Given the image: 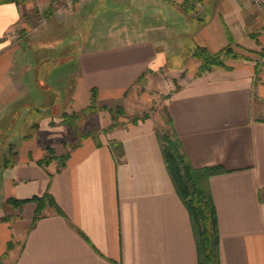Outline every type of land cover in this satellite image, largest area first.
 Instances as JSON below:
<instances>
[{
	"label": "crops",
	"instance_id": "1",
	"mask_svg": "<svg viewBox=\"0 0 264 264\" xmlns=\"http://www.w3.org/2000/svg\"><path fill=\"white\" fill-rule=\"evenodd\" d=\"M62 2H0L2 263L197 264L190 216L158 139L166 132L194 168L225 169L208 180L220 264H264V3L91 0L65 10ZM152 7L158 26L138 31ZM110 12L132 19L133 31L93 47L75 37L69 53L60 54L59 42L50 48L59 54L29 51L46 47L44 28L79 27ZM196 46L236 56L198 75ZM72 60L74 72L53 77ZM174 80L180 85L170 90ZM154 102L169 123L147 111ZM117 108L147 114L128 121L120 112L111 126ZM65 114L89 118L82 134L69 131ZM46 193L40 211L23 201Z\"/></svg>",
	"mask_w": 264,
	"mask_h": 264
},
{
	"label": "trees",
	"instance_id": "2",
	"mask_svg": "<svg viewBox=\"0 0 264 264\" xmlns=\"http://www.w3.org/2000/svg\"><path fill=\"white\" fill-rule=\"evenodd\" d=\"M1 1L5 0H0V2ZM260 54L264 55V49ZM192 56L200 60L198 71V75H200L213 68L226 67L225 60L230 56L236 55L229 47L216 53H211L203 46H196L192 51ZM94 105L95 98L93 94L90 108L93 109ZM116 112L119 114L121 111L117 108ZM144 117L145 116L142 118ZM167 118L166 122L169 123L170 118L168 115ZM75 119V114L64 116V122L70 128L73 127ZM114 125L115 122L111 124V126ZM158 139L166 168L172 179L175 190L187 208L190 216L196 243L197 264H220L218 221L216 208L208 186V180L213 175L225 172V169L221 166L194 168L182 152L180 144L176 139L166 132L158 133ZM111 147L117 159L121 160L123 156L122 144L114 142ZM46 199H50V196L47 193L23 201L32 200L38 202L40 211L44 205L43 202ZM23 201L13 200L12 202L20 204ZM39 211L37 212L33 223L39 218ZM10 246L11 243L8 244V248ZM0 264H3L1 256Z\"/></svg>",
	"mask_w": 264,
	"mask_h": 264
},
{
	"label": "rangeland",
	"instance_id": "3",
	"mask_svg": "<svg viewBox=\"0 0 264 264\" xmlns=\"http://www.w3.org/2000/svg\"><path fill=\"white\" fill-rule=\"evenodd\" d=\"M91 0H77L72 4H79V6L81 4H87L89 3ZM254 3V2H253ZM258 5V4H256ZM62 6V3L61 5ZM63 8V7H62ZM67 10V9H65ZM117 12H110L109 14H103V15H99L100 17L97 18V20L95 21H91V23L85 25L84 23L86 22V20L83 21V23H81L82 25H79V27H77V24L75 26L72 25H65L62 27H52L50 26V29H45V35L47 37V39L45 40V44L46 47H40L36 46V44H33L31 47L29 46V51L34 53V54H59L58 51L55 50H51L50 48H52V46H54L55 43L59 42L58 45L60 46V49H62V51H60V54L62 53H69V52H73V50L75 51V46L74 45H70L71 43H73V38L77 37H81L79 38L80 40H91L92 43L90 44H85L82 47H93V46H100V45H104L107 42H109L110 40H114L115 36H126L125 33H128L129 31H133V29L135 28V24H133L132 19L125 17H122V15L116 14ZM158 14L155 12L154 8L152 7V13L151 12H145L144 14V20L139 23L140 25H137V29L138 31L147 29L149 30V24L152 25V27H157L158 26ZM135 23V22H134ZM54 28V29H51ZM53 30V31H52ZM53 32V33H52ZM55 34V35H54ZM55 36V37H54ZM57 36V37H56ZM68 41V43H67ZM96 41V42H95ZM79 44H76V47H78ZM80 48V47H79ZM65 49V50H63ZM62 52V53H61ZM57 71L54 73L56 74L53 77H62L65 78L70 72H74L76 69V62L75 60L70 61L69 63H65V64H61L59 67H57ZM47 70H44V68L40 69V76H43L44 73H46ZM181 77L183 78L184 75H181ZM182 81V80H180ZM180 84L178 83V81L174 80L170 86V90L172 88H176L178 87ZM63 96V94L61 95ZM168 96V92H164L161 93L159 95L160 100L162 101L163 99H165ZM148 112L150 111H156L158 112V114L164 119V123L167 124L166 119L167 118V114L165 112V108L162 106V102H154V106H152L149 110H147ZM146 111V112H147ZM121 112L123 113V115H125L127 117L126 120L131 121L133 119H135L136 117H139L140 115H144L147 114L146 112H143L141 114H139L138 111L130 109L127 111H124V109H121ZM120 114V113H119ZM116 110L113 111V120L116 122V118L119 115ZM66 116V114L64 115ZM63 116V117H64ZM83 117H81V119L79 120L78 116L76 115V119L73 122V127H68L66 125V127L69 129L70 132L72 131H77L79 134H82L84 131V126H86L87 121L89 120L88 117H86L85 115H82ZM141 116V117H142ZM83 118V119H82ZM6 133H0V140H3L5 138ZM72 138V139H71ZM69 141H71V143L74 141V138L72 135H70L67 138ZM262 199L264 200V191L262 192ZM18 238V237H17ZM19 239V238H18ZM14 240V242L11 243V246L14 245H18L19 241Z\"/></svg>",
	"mask_w": 264,
	"mask_h": 264
},
{
	"label": "built area",
	"instance_id": "4",
	"mask_svg": "<svg viewBox=\"0 0 264 264\" xmlns=\"http://www.w3.org/2000/svg\"><path fill=\"white\" fill-rule=\"evenodd\" d=\"M77 0H63L62 6L64 9H67L69 5L74 3ZM80 1V0H79ZM255 4L262 5L264 3V0H252Z\"/></svg>",
	"mask_w": 264,
	"mask_h": 264
}]
</instances>
